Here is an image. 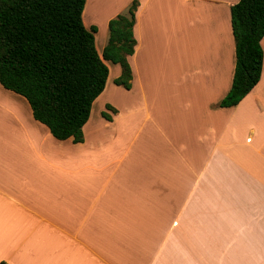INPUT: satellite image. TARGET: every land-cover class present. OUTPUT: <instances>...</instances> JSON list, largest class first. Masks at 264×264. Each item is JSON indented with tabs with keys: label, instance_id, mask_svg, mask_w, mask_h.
<instances>
[{
	"label": "crops",
	"instance_id": "0c3cea01",
	"mask_svg": "<svg viewBox=\"0 0 264 264\" xmlns=\"http://www.w3.org/2000/svg\"><path fill=\"white\" fill-rule=\"evenodd\" d=\"M239 1L138 0L132 87L105 61L82 143L56 139L0 83V264H264V60L252 92L221 106ZM99 2L88 24L102 57L133 0L101 16ZM110 88L125 100L97 113Z\"/></svg>",
	"mask_w": 264,
	"mask_h": 264
},
{
	"label": "trees",
	"instance_id": "16d2710c",
	"mask_svg": "<svg viewBox=\"0 0 264 264\" xmlns=\"http://www.w3.org/2000/svg\"><path fill=\"white\" fill-rule=\"evenodd\" d=\"M86 1L0 0L1 85L25 97L35 120L56 139L74 143L84 141L83 128L106 88L110 70L105 61L121 66L115 84L131 89L129 57L137 43L138 0L126 14L110 20L102 57L96 48L97 28L84 23ZM231 12L236 66L231 90L221 103L225 108L237 106L252 92L264 60V0H240Z\"/></svg>",
	"mask_w": 264,
	"mask_h": 264
},
{
	"label": "rangeland",
	"instance_id": "374dc122",
	"mask_svg": "<svg viewBox=\"0 0 264 264\" xmlns=\"http://www.w3.org/2000/svg\"><path fill=\"white\" fill-rule=\"evenodd\" d=\"M109 1L110 0H100V2H99V7L98 6H96L94 9L96 10V12H99L100 13V16L101 15H103V14H105L107 11H106V7H107V4L109 3ZM90 7H91V10H92V0H89V3L87 4V9H86V11H85V16H84V18H85V21H84V23H87V26H88V29L89 28H91L92 27V23L91 24H88V23H90V21H92V19H88V16L87 15H89L90 14ZM88 11H90V12H88ZM95 12H93L92 11V15L94 14ZM104 29V28H103ZM99 32H100V30H99ZM104 34H105V30H102V32L100 33V38L102 37V36H104ZM99 37V36H98ZM99 46H100V44H99ZM110 67H111V73H112V76H115L116 75V72H117V70H120L121 68H120V66H117V65H112V64H110ZM115 78V77H114ZM112 88V87H111ZM109 89V92L102 98V100L100 101V103H98V105L96 106V112L98 113V112H100L101 110H100V108L102 109V107H104V106H107V104H104L103 102H104V98H112V100H114V99H116V100H119V101H123V100H125L124 98H122L119 94H117V93H115L116 91L115 90H113V89ZM110 103V102H109ZM103 110V109H102ZM102 112V111H101ZM100 112V113H101ZM105 112H107L106 110H105Z\"/></svg>",
	"mask_w": 264,
	"mask_h": 264
},
{
	"label": "bare ground",
	"instance_id": "6f19581e",
	"mask_svg": "<svg viewBox=\"0 0 264 264\" xmlns=\"http://www.w3.org/2000/svg\"><path fill=\"white\" fill-rule=\"evenodd\" d=\"M90 11H91V12H90ZM90 11H88V12H90V14L87 15V16H88V19H92V10H91V7H90Z\"/></svg>",
	"mask_w": 264,
	"mask_h": 264
}]
</instances>
